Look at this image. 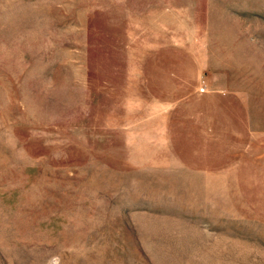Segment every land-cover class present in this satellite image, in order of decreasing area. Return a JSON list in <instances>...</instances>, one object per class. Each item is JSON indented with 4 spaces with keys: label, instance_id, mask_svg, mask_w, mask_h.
<instances>
[{
    "label": "rangeland",
    "instance_id": "rangeland-1",
    "mask_svg": "<svg viewBox=\"0 0 264 264\" xmlns=\"http://www.w3.org/2000/svg\"><path fill=\"white\" fill-rule=\"evenodd\" d=\"M0 264H264V0H0Z\"/></svg>",
    "mask_w": 264,
    "mask_h": 264
}]
</instances>
